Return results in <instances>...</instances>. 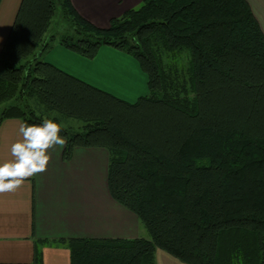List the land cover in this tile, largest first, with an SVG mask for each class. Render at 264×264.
Listing matches in <instances>:
<instances>
[{
  "label": "trees",
  "instance_id": "1",
  "mask_svg": "<svg viewBox=\"0 0 264 264\" xmlns=\"http://www.w3.org/2000/svg\"><path fill=\"white\" fill-rule=\"evenodd\" d=\"M60 6L79 33L60 44L131 54L149 93L132 103L43 59ZM5 103L0 124H61L64 160L107 148L110 193L149 234L41 241L71 264H157L158 248L187 264H264V32L247 0H144L107 27L71 0H22L0 53ZM38 242L30 264H43Z\"/></svg>",
  "mask_w": 264,
  "mask_h": 264
},
{
  "label": "crops",
  "instance_id": "2",
  "mask_svg": "<svg viewBox=\"0 0 264 264\" xmlns=\"http://www.w3.org/2000/svg\"><path fill=\"white\" fill-rule=\"evenodd\" d=\"M71 1L80 15L99 27L109 26L112 18L144 2ZM247 1L264 32V0ZM21 3H0V53ZM44 55L46 61L120 98L139 91L146 93L143 96L149 93L148 76L137 59L114 46L102 45L88 57L58 42ZM21 123L20 118L1 122L0 164L13 159L11 145L23 139L18 131ZM65 147L49 149L51 159L45 172L26 179L14 192L0 194V264L32 263L38 241L43 264H71L68 248L40 244L42 240L149 237L137 214L110 193L108 149L77 146L72 158L64 160ZM156 263L187 264L161 248L156 251Z\"/></svg>",
  "mask_w": 264,
  "mask_h": 264
},
{
  "label": "clouds",
  "instance_id": "3",
  "mask_svg": "<svg viewBox=\"0 0 264 264\" xmlns=\"http://www.w3.org/2000/svg\"><path fill=\"white\" fill-rule=\"evenodd\" d=\"M61 129V124L51 119H45L41 125H19L23 139L11 145L13 159L0 164V194L16 191L26 179L47 170L49 149L66 145Z\"/></svg>",
  "mask_w": 264,
  "mask_h": 264
},
{
  "label": "rangeland",
  "instance_id": "4",
  "mask_svg": "<svg viewBox=\"0 0 264 264\" xmlns=\"http://www.w3.org/2000/svg\"><path fill=\"white\" fill-rule=\"evenodd\" d=\"M57 14L55 15L53 22L50 26V29L48 30L46 34V39H49L51 36H54L56 38L55 43H60V39L63 38L64 36H70V35H79L77 31V26L75 25L74 21L72 18L67 15H65L64 12H62L61 6L57 9ZM47 52V51H46ZM45 52V54H46ZM44 56L42 58L44 59ZM142 92V91H141ZM148 92V91H147ZM143 94L146 93H131L130 95H126V97H121L129 102H136L140 96H143ZM6 105L5 104H0V113L2 108ZM146 234H148L147 231H145Z\"/></svg>",
  "mask_w": 264,
  "mask_h": 264
}]
</instances>
